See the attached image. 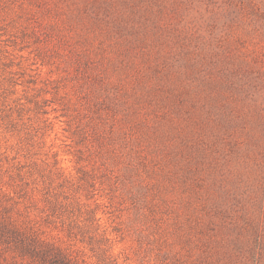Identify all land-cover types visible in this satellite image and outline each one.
Here are the masks:
<instances>
[{
    "label": "rangeland",
    "instance_id": "rangeland-1",
    "mask_svg": "<svg viewBox=\"0 0 264 264\" xmlns=\"http://www.w3.org/2000/svg\"><path fill=\"white\" fill-rule=\"evenodd\" d=\"M89 264H264V0H0V215Z\"/></svg>",
    "mask_w": 264,
    "mask_h": 264
},
{
    "label": "trees",
    "instance_id": "trees-1",
    "mask_svg": "<svg viewBox=\"0 0 264 264\" xmlns=\"http://www.w3.org/2000/svg\"><path fill=\"white\" fill-rule=\"evenodd\" d=\"M0 264H89L70 247L46 236L27 220L0 215Z\"/></svg>",
    "mask_w": 264,
    "mask_h": 264
}]
</instances>
